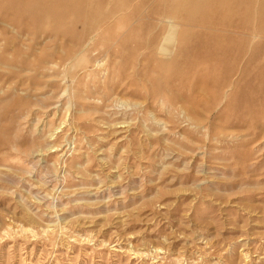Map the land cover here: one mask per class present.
<instances>
[{"label": "rangeland", "instance_id": "rangeland-1", "mask_svg": "<svg viewBox=\"0 0 264 264\" xmlns=\"http://www.w3.org/2000/svg\"><path fill=\"white\" fill-rule=\"evenodd\" d=\"M0 264H264V0H0Z\"/></svg>", "mask_w": 264, "mask_h": 264}, {"label": "bare ground", "instance_id": "bare-ground-1", "mask_svg": "<svg viewBox=\"0 0 264 264\" xmlns=\"http://www.w3.org/2000/svg\"><path fill=\"white\" fill-rule=\"evenodd\" d=\"M173 26H174V25H173ZM173 26H172V27H173ZM171 31H172V30H170V32H171Z\"/></svg>", "mask_w": 264, "mask_h": 264}]
</instances>
